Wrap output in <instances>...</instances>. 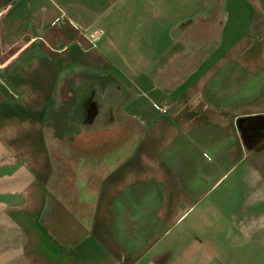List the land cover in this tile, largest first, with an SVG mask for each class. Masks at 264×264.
Instances as JSON below:
<instances>
[{
  "label": "crops",
  "instance_id": "crops-1",
  "mask_svg": "<svg viewBox=\"0 0 264 264\" xmlns=\"http://www.w3.org/2000/svg\"><path fill=\"white\" fill-rule=\"evenodd\" d=\"M260 257L264 0H0V264Z\"/></svg>",
  "mask_w": 264,
  "mask_h": 264
},
{
  "label": "rangeland",
  "instance_id": "rangeland-1",
  "mask_svg": "<svg viewBox=\"0 0 264 264\" xmlns=\"http://www.w3.org/2000/svg\"><path fill=\"white\" fill-rule=\"evenodd\" d=\"M229 186H233V190L229 191L227 193L223 192L226 191L227 188H229ZM221 190H222V194L223 197H226L227 199H222V200H238V201H243L245 198V195L247 194L245 191V185L243 183V177L239 175V171H233L232 173H230V175L228 177H226L225 179H223L221 181ZM249 195V194H247ZM254 195V199H257L259 201L260 200V194L258 192L253 193ZM233 211H235L239 216H243L244 214V207L243 204H241L239 207L232 209ZM237 251H239V249H237ZM240 261L243 263L244 261H246V256L241 255L238 256ZM263 258V257H262ZM255 260V258H254ZM262 260L261 257L257 258L256 261ZM262 262H264V260H262Z\"/></svg>",
  "mask_w": 264,
  "mask_h": 264
},
{
  "label": "built area",
  "instance_id": "built-area-1",
  "mask_svg": "<svg viewBox=\"0 0 264 264\" xmlns=\"http://www.w3.org/2000/svg\"><path fill=\"white\" fill-rule=\"evenodd\" d=\"M104 34L103 31L98 30L92 32L88 37V47L87 48H93L97 45L98 40L102 37Z\"/></svg>",
  "mask_w": 264,
  "mask_h": 264
}]
</instances>
